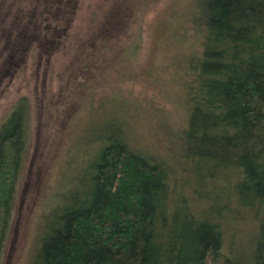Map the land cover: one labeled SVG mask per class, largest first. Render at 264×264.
I'll use <instances>...</instances> for the list:
<instances>
[{
    "label": "trees",
    "instance_id": "trees-1",
    "mask_svg": "<svg viewBox=\"0 0 264 264\" xmlns=\"http://www.w3.org/2000/svg\"><path fill=\"white\" fill-rule=\"evenodd\" d=\"M191 16L199 44L178 75L186 119L172 166L109 118L40 224L30 264H264L263 223L244 255L222 252L226 216L264 219V0H196ZM27 141L22 98L0 123V260Z\"/></svg>",
    "mask_w": 264,
    "mask_h": 264
},
{
    "label": "rangeland",
    "instance_id": "rangeland-1",
    "mask_svg": "<svg viewBox=\"0 0 264 264\" xmlns=\"http://www.w3.org/2000/svg\"><path fill=\"white\" fill-rule=\"evenodd\" d=\"M195 7L196 0H0V123L18 100L28 105L0 264L31 263L40 224L109 118L132 148L172 166L186 119L178 75L199 44ZM178 179L173 171L176 186ZM235 217H225L222 252L233 249L237 259L264 219Z\"/></svg>",
    "mask_w": 264,
    "mask_h": 264
}]
</instances>
